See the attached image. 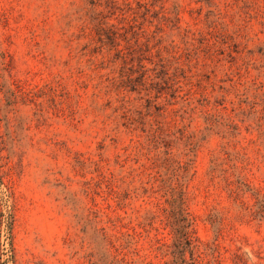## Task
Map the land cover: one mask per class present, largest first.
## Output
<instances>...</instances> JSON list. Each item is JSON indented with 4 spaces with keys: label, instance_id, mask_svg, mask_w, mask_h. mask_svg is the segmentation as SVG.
<instances>
[{
    "label": "rangeland",
    "instance_id": "1",
    "mask_svg": "<svg viewBox=\"0 0 264 264\" xmlns=\"http://www.w3.org/2000/svg\"><path fill=\"white\" fill-rule=\"evenodd\" d=\"M162 1L178 17L163 36L184 48L189 29L196 110L212 113L209 129L198 112L183 120L196 140L185 201L197 264H264V0ZM74 2L0 0V264H100L87 222H101L111 146L81 108L75 56L65 61Z\"/></svg>",
    "mask_w": 264,
    "mask_h": 264
},
{
    "label": "trees",
    "instance_id": "2",
    "mask_svg": "<svg viewBox=\"0 0 264 264\" xmlns=\"http://www.w3.org/2000/svg\"><path fill=\"white\" fill-rule=\"evenodd\" d=\"M73 2L65 61L75 56L74 72L88 91L89 102L81 108L94 112L101 139L107 137L111 146L100 178L101 222H87L97 231L90 255L100 264H197L200 243L185 201L196 140L183 120L198 112L209 129L212 113L197 111L193 101L192 78L200 79L189 58L194 54L186 44L189 29L180 31L184 48L163 36L168 22L178 27V17L162 0ZM198 102L210 100L203 95ZM119 182H125L123 188ZM139 250L157 259L143 260Z\"/></svg>",
    "mask_w": 264,
    "mask_h": 264
}]
</instances>
